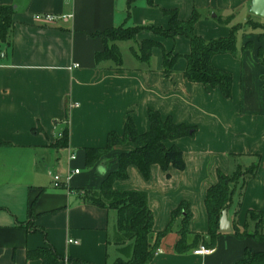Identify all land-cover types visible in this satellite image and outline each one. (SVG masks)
<instances>
[{
  "label": "crops",
  "instance_id": "crops-1",
  "mask_svg": "<svg viewBox=\"0 0 264 264\" xmlns=\"http://www.w3.org/2000/svg\"><path fill=\"white\" fill-rule=\"evenodd\" d=\"M0 4L15 8L10 43L0 41V264H44L40 258H28L27 252L47 246L61 257L57 264H113L128 256L117 250L116 210L90 203L85 192L99 190L106 175L118 169L119 155L137 145L132 141L115 145L92 166L86 165V149L104 148L110 132L122 136L127 117L139 133L148 131L150 109L193 128L191 135L163 141L166 147L181 149L182 169L163 170L152 164L145 179L136 165L129 164L127 177L112 182L115 190L146 193L153 230H164L172 210L184 201L190 211L186 242L193 241L194 233L208 240L204 200L207 189L218 181V172L231 174L237 165L257 168L235 188L227 209L231 230L217 235L212 252L194 254L196 247L175 251L179 215L149 264H234L247 248L264 251V239L232 233L233 225L247 224L249 231L254 230L250 210L261 213L264 226L260 57L264 39L258 40L259 32L245 26L249 20L264 19L249 12L251 0H0ZM165 9L176 10L181 20L190 19L194 10L214 12L226 24L211 18H198L194 24V32L205 40L226 37L232 26L242 25L236 32L235 52L211 57L213 66L232 76L229 97L218 87L186 79L184 55L190 52V42L185 36L166 38L141 30L134 39L116 41L120 66L112 60L96 61L104 41L94 33L119 25L166 28ZM48 15L54 21L45 22ZM144 39L161 43L151 49L149 62L133 54ZM164 51L180 54L169 73L163 68ZM64 132L67 137L62 140Z\"/></svg>",
  "mask_w": 264,
  "mask_h": 264
},
{
  "label": "trees",
  "instance_id": "trees-1",
  "mask_svg": "<svg viewBox=\"0 0 264 264\" xmlns=\"http://www.w3.org/2000/svg\"><path fill=\"white\" fill-rule=\"evenodd\" d=\"M131 1L129 0V3ZM14 11L13 5L0 4V41L2 43H10L14 24ZM163 11L169 16V23L166 28L150 25H119L94 33V35L101 36L104 41L103 49L95 53L96 61L112 60L117 66H120L122 56L116 41L134 39L141 30H149L166 38L185 36L190 42V52L184 55L186 59L184 76L186 79L191 82H200L206 87H218L225 97H229L232 76L229 72L213 66L211 57L216 53L235 52L236 32L242 25L232 26L226 37L205 40L194 32V24L199 18L196 10L193 11L191 18L188 20L179 19L176 10L165 9ZM255 25L264 26V23L249 20L245 24V26L251 28H254L252 26ZM257 39H264V32H259ZM248 44H250V41L247 42ZM155 46H161V43L155 39H144L141 41L139 48L133 50V54L139 61L149 62L151 49ZM179 57L180 54L178 53L163 52L165 73L171 72ZM260 57L264 63V57ZM148 118L150 121L148 131L139 133L131 117H127L122 136L110 132L104 148L86 149V165L92 166L99 156L115 145L126 141H132L137 145L136 148L119 155L118 169L106 175L99 190L85 192V198L90 203L116 210V243L121 245L130 243L131 245V253L126 258H116L113 264H149L159 247L161 239L171 231L172 225L179 215H182V224L179 230L180 238L175 243L174 249L176 252L181 253L197 247L199 242L207 247H213L216 244L217 235L221 233L218 226L222 210L231 206L233 193L237 185L241 184L243 186L247 179L254 175L257 168L256 164L247 168L237 165L231 174L218 172V181L207 189L204 200L208 215V240L201 234L194 233L193 241L191 243L186 242V235L191 233L187 228L190 211L184 201L172 210L171 219L166 228L162 231H155L153 230V214L147 205L146 193L140 190H115L112 188V182L115 179H125L127 177L126 168L129 164L136 165L145 179L150 176V166L152 164H158L163 170H167L170 166L182 169L184 161L181 149L175 145L166 147L163 141L191 135L193 128L185 124H175L170 117L162 118L159 112L151 109L148 111ZM66 137L67 133L64 132L62 140ZM248 220L254 222V230L249 231L247 224L242 227L233 225L232 233L239 238L252 236L256 240L262 241L264 239V226L261 223V213L250 210ZM27 257L40 258L44 264H57L58 260L61 259L51 246L29 250ZM234 264H264V251H252L247 248L243 257Z\"/></svg>",
  "mask_w": 264,
  "mask_h": 264
},
{
  "label": "water",
  "instance_id": "water-1",
  "mask_svg": "<svg viewBox=\"0 0 264 264\" xmlns=\"http://www.w3.org/2000/svg\"><path fill=\"white\" fill-rule=\"evenodd\" d=\"M249 12L264 19V0H251ZM218 229L220 232H229L231 230L230 222L227 218V209L222 210Z\"/></svg>",
  "mask_w": 264,
  "mask_h": 264
},
{
  "label": "rangeland",
  "instance_id": "rangeland-1",
  "mask_svg": "<svg viewBox=\"0 0 264 264\" xmlns=\"http://www.w3.org/2000/svg\"><path fill=\"white\" fill-rule=\"evenodd\" d=\"M199 12V19L201 18H211V19H217V21L220 24H226L220 17H215L214 16V12H211L210 14L208 12H206L205 10H197ZM208 13V14H207ZM254 28H252V30H254V32H264V26H252ZM122 44H126V43H122ZM122 47V46H121ZM122 52L126 54V51L124 50V48L122 49ZM113 237V235H112ZM130 243H127L125 245H121V244H117V250L120 252V254H124V255H129L128 253H131V246L129 247ZM127 257V256H125Z\"/></svg>",
  "mask_w": 264,
  "mask_h": 264
},
{
  "label": "built area",
  "instance_id": "built-area-1",
  "mask_svg": "<svg viewBox=\"0 0 264 264\" xmlns=\"http://www.w3.org/2000/svg\"><path fill=\"white\" fill-rule=\"evenodd\" d=\"M52 21H54V16H52V15H48V16H45V22H52ZM58 135H62V133H59ZM77 170H75V172H76ZM59 183H58V176L57 175H55L54 176V185H58ZM68 242L69 243H77V241L76 240H74V239H68ZM212 248L211 247H207V246H205V245H203V244H199L196 248H194L193 249V253L194 254H207V253H210V252H212Z\"/></svg>",
  "mask_w": 264,
  "mask_h": 264
}]
</instances>
